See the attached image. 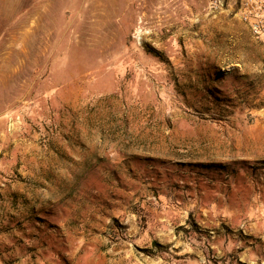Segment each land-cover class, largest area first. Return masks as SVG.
Listing matches in <instances>:
<instances>
[{
	"label": "rangeland",
	"instance_id": "rangeland-1",
	"mask_svg": "<svg viewBox=\"0 0 264 264\" xmlns=\"http://www.w3.org/2000/svg\"><path fill=\"white\" fill-rule=\"evenodd\" d=\"M242 5L0 0V264L162 255L157 239L134 244L148 222L133 192L143 177L128 181L110 161L157 156L165 139H180L169 128L181 113V126L196 128L195 157L230 152L248 177L264 170V40ZM255 211L239 230L226 226L214 264H264V204Z\"/></svg>",
	"mask_w": 264,
	"mask_h": 264
},
{
	"label": "crops",
	"instance_id": "crops-1",
	"mask_svg": "<svg viewBox=\"0 0 264 264\" xmlns=\"http://www.w3.org/2000/svg\"><path fill=\"white\" fill-rule=\"evenodd\" d=\"M156 115L164 121L168 117L165 112ZM182 115H176L177 126L169 128L180 139L170 138L169 143L165 139L157 156L151 154L139 162L122 155L120 160L110 161L114 168H126L128 181L143 177V185L133 192L138 196L135 202L149 210L148 225H143V235L134 239L135 246L152 247L157 239L167 248L157 259L148 261L142 257V264H214L213 256L223 253L229 243L226 226L236 231L247 221L254 222L251 215L264 204L256 198V185L258 197L264 193V170L260 169L256 177H248L244 161L232 159L230 152L226 161L195 157L193 148L199 145L193 143L192 135L196 128L181 126ZM112 125L108 130L113 129ZM172 143L174 149L169 145ZM136 163H142L150 172L157 168V172L142 176L135 170ZM111 176L113 180L115 175ZM138 230V224L133 225L134 233ZM145 235L150 238L145 239ZM130 254L132 264L141 262L134 250Z\"/></svg>",
	"mask_w": 264,
	"mask_h": 264
},
{
	"label": "built area",
	"instance_id": "built-area-1",
	"mask_svg": "<svg viewBox=\"0 0 264 264\" xmlns=\"http://www.w3.org/2000/svg\"><path fill=\"white\" fill-rule=\"evenodd\" d=\"M238 14L249 23L254 35L264 40V0H207V8L211 13L231 8L236 4Z\"/></svg>",
	"mask_w": 264,
	"mask_h": 264
}]
</instances>
